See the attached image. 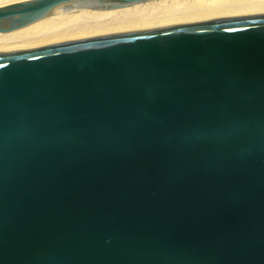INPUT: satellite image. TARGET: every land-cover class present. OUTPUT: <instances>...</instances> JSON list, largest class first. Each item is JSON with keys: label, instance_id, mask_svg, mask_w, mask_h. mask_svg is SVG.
<instances>
[{"label": "water", "instance_id": "obj_1", "mask_svg": "<svg viewBox=\"0 0 264 264\" xmlns=\"http://www.w3.org/2000/svg\"><path fill=\"white\" fill-rule=\"evenodd\" d=\"M0 264H264V14L0 52Z\"/></svg>", "mask_w": 264, "mask_h": 264}, {"label": "bare ground", "instance_id": "obj_2", "mask_svg": "<svg viewBox=\"0 0 264 264\" xmlns=\"http://www.w3.org/2000/svg\"><path fill=\"white\" fill-rule=\"evenodd\" d=\"M28 0H0V7ZM97 0L59 5L48 16L0 31V52L30 49L120 32L264 14V0H148L98 9Z\"/></svg>", "mask_w": 264, "mask_h": 264}]
</instances>
